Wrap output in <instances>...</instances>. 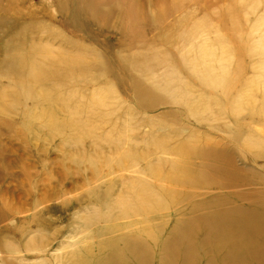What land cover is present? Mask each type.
Instances as JSON below:
<instances>
[{
    "label": "rangeland",
    "instance_id": "rangeland-1",
    "mask_svg": "<svg viewBox=\"0 0 264 264\" xmlns=\"http://www.w3.org/2000/svg\"><path fill=\"white\" fill-rule=\"evenodd\" d=\"M0 264H264V0H0Z\"/></svg>",
    "mask_w": 264,
    "mask_h": 264
},
{
    "label": "bare ground",
    "instance_id": "bare-ground-1",
    "mask_svg": "<svg viewBox=\"0 0 264 264\" xmlns=\"http://www.w3.org/2000/svg\"><path fill=\"white\" fill-rule=\"evenodd\" d=\"M40 71H38V70H36V73H35V70H33V72L31 71V74H32V78L34 79V80H36V79H38V78H40V77H42L43 76V70L42 69H39ZM33 80V81H34ZM41 80H42V78H41ZM215 231H217V228L215 229ZM221 236V235H220ZM219 237V236H218Z\"/></svg>",
    "mask_w": 264,
    "mask_h": 264
}]
</instances>
